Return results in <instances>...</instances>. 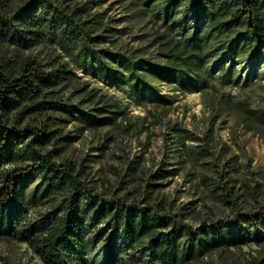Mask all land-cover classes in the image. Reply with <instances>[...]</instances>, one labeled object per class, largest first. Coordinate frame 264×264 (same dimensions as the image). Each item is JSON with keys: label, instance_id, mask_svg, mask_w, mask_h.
Listing matches in <instances>:
<instances>
[{"label": "trees", "instance_id": "1", "mask_svg": "<svg viewBox=\"0 0 264 264\" xmlns=\"http://www.w3.org/2000/svg\"><path fill=\"white\" fill-rule=\"evenodd\" d=\"M131 4L164 28L153 39L159 60L127 47L106 46L115 45L110 34L121 29L90 17L85 4L70 8L58 0H26L13 7L0 0V237L26 243L44 264H183L194 253L203 256L248 243L263 247L264 196L244 185L239 205V165L214 156L212 127L200 137L178 123L168 126L169 138L180 150L197 142L190 150L193 155L214 158L212 165L203 163L207 173L200 181L211 186L230 214L198 227L164 199L97 192L86 165L58 159L72 139L62 132L69 122L87 130L121 128L135 134L148 128L143 118L132 119L128 105L82 80L68 62L57 56L45 63L37 59L31 51L39 46L70 45L81 68L123 88L138 102L160 98L153 82L182 92L203 91L213 57L251 54L264 59V0ZM190 18L197 23L191 25ZM216 38L218 45L212 44ZM76 96L80 98L72 100ZM243 119L248 129H258L264 126V110ZM111 141L105 134L97 148L107 149ZM141 158L126 159L132 180ZM179 174V167L159 168L143 180L155 192ZM33 210L38 212L34 217ZM98 245L102 253L92 255ZM256 264H264V254Z\"/></svg>", "mask_w": 264, "mask_h": 264}, {"label": "rangeland", "instance_id": "2", "mask_svg": "<svg viewBox=\"0 0 264 264\" xmlns=\"http://www.w3.org/2000/svg\"><path fill=\"white\" fill-rule=\"evenodd\" d=\"M9 1L15 7L26 0ZM58 1L70 8L85 4L90 17L94 15L101 18L104 24L121 29L118 35L110 34L115 45L105 44L111 49L127 47L131 51H141L139 54L152 60L160 59L159 47L153 39L163 33L164 28L155 22L151 14L131 4L132 0ZM190 21L191 25L197 23L194 18H190ZM212 44L218 45V38ZM70 47L68 44L65 47L47 44L33 49L31 54L43 63L54 56L68 62L82 80L128 105L132 119L143 118L148 128L135 134L121 128L87 130L74 122L64 126L62 132L72 139L60 150L58 159L68 158L77 164L86 165L90 171V185L97 192H128L129 197H152L155 202L164 199L175 208H181L186 213V221L193 227H198L202 221L226 218L230 214L227 208L215 199L211 186L200 181L201 176L207 173L206 164L203 163L210 161L212 165L214 158L202 159L198 154L193 155L190 150L199 144L197 142H187V149L180 150L169 138L168 130L170 124L178 123L200 137L212 127L214 141L211 150L214 156H222L226 161L231 159L239 165L240 171L236 176L239 205H242L245 198L241 195L244 193V185L255 187L258 197L264 196V126L250 130L243 119L247 114L264 110V59L259 60L251 54H239L234 58L224 55L213 57L208 64L212 72L203 91L182 92L173 85L153 82L160 98L154 101L142 98L138 102L123 88L105 82L99 75L81 68L73 59ZM68 94L69 91H66ZM79 98L72 97V100ZM105 134L111 135L112 141L107 149L102 150L97 147H100ZM138 155L142 157L138 167L140 171L137 178L132 180L126 159H134ZM169 167H179L180 174L165 180V187L151 192L152 188L146 186L143 179L159 168ZM37 213L33 210V217ZM100 247L98 245L92 255L101 254ZM263 254L264 246L248 243L240 247L215 249L203 256L194 253L183 264H256ZM0 264L44 263L26 243L0 237Z\"/></svg>", "mask_w": 264, "mask_h": 264}]
</instances>
